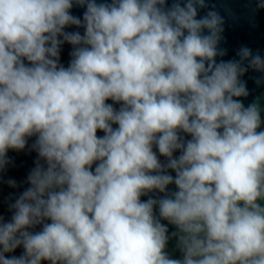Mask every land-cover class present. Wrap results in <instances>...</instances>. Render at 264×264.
I'll list each match as a JSON object with an SVG mask.
<instances>
[{"label":"clouds","instance_id":"9594fccd","mask_svg":"<svg viewBox=\"0 0 264 264\" xmlns=\"http://www.w3.org/2000/svg\"><path fill=\"white\" fill-rule=\"evenodd\" d=\"M224 25L206 0H0V174L37 154L0 264H264V109L240 99L264 57L223 59Z\"/></svg>","mask_w":264,"mask_h":264},{"label":"water","instance_id":"95a60500","mask_svg":"<svg viewBox=\"0 0 264 264\" xmlns=\"http://www.w3.org/2000/svg\"><path fill=\"white\" fill-rule=\"evenodd\" d=\"M101 2V0H97ZM209 7L215 5V10H217L222 17L225 19V31L223 33L224 40L221 42V47L228 50L227 56L223 59L228 60L236 57L237 50L242 46H247L253 50V53L259 51L260 55L264 57V9H258L256 0H206ZM172 0H168L170 5ZM84 8L73 7L71 13L77 17H81ZM207 9L199 10L198 18L203 16ZM66 31H80L83 34V29H77L74 26L66 28ZM72 51V46L65 43L61 47L60 62L67 67L71 59L70 52ZM220 59V58H218ZM256 78L264 79V73H259L254 70H249L241 79L246 81L247 88L250 95L247 98H240L243 100L245 106L253 101L257 96L261 98L260 103L262 109H264V83L259 87L255 83ZM112 103V101H108ZM119 107V105H114ZM262 121H264V111L261 113ZM262 129H264V124H262ZM98 135H103L102 132L98 131ZM190 139V137H186ZM35 137L30 138L28 145L23 151H13L8 152L9 158L13 161L7 169L0 175H2V181H0V216H3L5 221L10 220L11 211L9 210V203H13L15 198L22 193L27 187V175L30 170L35 166V161L37 160V154L31 150V144L34 142ZM154 151L156 149L154 148ZM158 154V152H157ZM159 155V154H158ZM178 156L179 153H174ZM162 162H165L166 158L160 157ZM94 167V166H93ZM173 176L174 172H171ZM11 178L17 181L18 187L11 188L8 186L6 181ZM175 186L170 185L169 191H174ZM154 198L163 196L161 193H150ZM148 197H141L142 200H146ZM262 206H264V201H259ZM158 215V209L155 210ZM163 224H166L169 228V242L166 247V251L172 258H181V253L177 249L176 238L171 237V233L177 231L175 226L168 224L167 221L162 220ZM39 230V227L35 229ZM23 252L22 248H17L13 253L6 254L8 256H19ZM42 264H50V262L43 261Z\"/></svg>","mask_w":264,"mask_h":264}]
</instances>
